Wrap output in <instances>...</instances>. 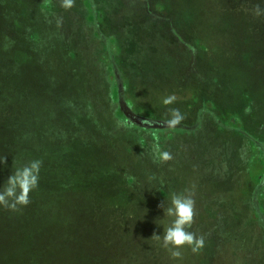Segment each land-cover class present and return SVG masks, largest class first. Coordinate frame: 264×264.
I'll list each match as a JSON object with an SVG mask.
<instances>
[{
    "label": "rangeland",
    "instance_id": "1",
    "mask_svg": "<svg viewBox=\"0 0 264 264\" xmlns=\"http://www.w3.org/2000/svg\"><path fill=\"white\" fill-rule=\"evenodd\" d=\"M257 4L264 8V0H74L68 9L61 0H0V130L21 166L43 162L39 186L76 183L65 208L79 214V246L93 257L111 249L118 264H264ZM172 108L185 117L174 129L164 124ZM155 144L173 158L160 162ZM185 190L195 200L188 230L205 246L173 258L151 237L163 236L173 220L163 209ZM19 223L0 227V264L27 252L36 258L22 260L37 262L64 238L51 222Z\"/></svg>",
    "mask_w": 264,
    "mask_h": 264
},
{
    "label": "trees",
    "instance_id": "2",
    "mask_svg": "<svg viewBox=\"0 0 264 264\" xmlns=\"http://www.w3.org/2000/svg\"><path fill=\"white\" fill-rule=\"evenodd\" d=\"M0 133H2V130H0ZM14 133L16 134L15 130ZM8 135L11 136L10 133H8ZM0 150V157H6L5 153L13 151L10 147L8 149L0 147ZM9 162V159L6 157V163L0 164V188L3 187L9 176L12 175L16 168L21 166L17 164H10L7 166ZM66 182L67 180H64V177H61L58 180L60 188L57 191H48L47 187L44 188L38 185V187L30 193L31 203L20 209L19 219L15 217L16 211H11L0 206V219L2 218L10 220L9 223H2L0 227L11 226L14 228L17 226V228H20L23 226L19 223L21 221H23L25 225L27 224L29 226H44L46 222L49 224L51 222L52 224H50L51 226L48 228H54L55 231L57 230L56 232L53 230L54 234L61 233L58 235H61L64 238L63 240L56 242L58 244V248L51 253H45L44 256H40V259L38 258L39 261H34L31 264H118L115 261L118 253L112 251L111 249L105 252H100V256L102 257L97 258L90 255L91 253L88 251H85L83 246H79V242H81L82 239V234L79 235L78 231L80 230L82 220L75 208H65L66 203L71 199L69 197V193L71 194L70 189H75L76 183L71 181L73 185L71 184L70 186H66ZM89 239H91L92 243V240H94L95 237H89ZM74 240H77L78 243ZM91 252L94 253V250ZM28 255L30 258H36L33 255V252H29V254L27 252L25 257H21L20 254L13 255V264H27L24 262V260L28 259ZM3 258L4 256L0 252V259ZM22 258H24V260H22Z\"/></svg>",
    "mask_w": 264,
    "mask_h": 264
},
{
    "label": "clouds",
    "instance_id": "3",
    "mask_svg": "<svg viewBox=\"0 0 264 264\" xmlns=\"http://www.w3.org/2000/svg\"><path fill=\"white\" fill-rule=\"evenodd\" d=\"M74 0H61V6L68 9L73 7ZM254 14L257 16L264 15V8L257 4L254 8ZM59 23V22H58ZM177 100L172 94L163 98L164 105H171ZM170 118L164 121L166 127L170 129L176 128L185 119L179 109L172 108L169 110ZM156 157L160 162L170 161L173 157L170 152L162 151L158 144L153 145ZM0 163H6V157H0ZM43 162L41 160H33L25 165L19 166L9 176L6 183L0 188V206L11 210L19 211L22 207H26L31 203L30 193L39 185V173ZM192 193L185 190L184 193H172L170 198V206L163 209L162 203L159 205L164 210V214L172 217L170 226L166 227L163 236L155 233L151 239L160 241L162 239V247L169 251L173 258L181 257L182 249L185 245L191 248L194 254L200 252L205 246L204 237L198 236L195 232L189 231L194 223L195 217V200Z\"/></svg>",
    "mask_w": 264,
    "mask_h": 264
},
{
    "label": "crops",
    "instance_id": "4",
    "mask_svg": "<svg viewBox=\"0 0 264 264\" xmlns=\"http://www.w3.org/2000/svg\"><path fill=\"white\" fill-rule=\"evenodd\" d=\"M2 133H4L3 131H2ZM2 133H0V147H3V148H11V145H10V143L8 142L9 140H13V138H11L10 136V138H6L5 136H3L2 135ZM2 140V141H1ZM5 140V141H4ZM13 146L14 147H16V145L15 144H13ZM5 150V149H4ZM12 150L14 151H10V152H7V153H5V155H6V157L9 159V163L7 164V166L8 165H14V164H17V165H20V163H19V160H18V158H16V157H18L17 155H15L16 154V152H15V150H14V148H12ZM1 151V150H0ZM19 163V164H18ZM1 164V163H0ZM2 166V165H1Z\"/></svg>",
    "mask_w": 264,
    "mask_h": 264
}]
</instances>
